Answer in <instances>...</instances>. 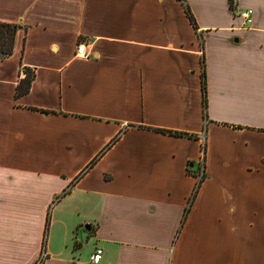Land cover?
Segmentation results:
<instances>
[{
    "label": "crops",
    "instance_id": "1",
    "mask_svg": "<svg viewBox=\"0 0 264 264\" xmlns=\"http://www.w3.org/2000/svg\"><path fill=\"white\" fill-rule=\"evenodd\" d=\"M229 1L0 0V264H264V0Z\"/></svg>",
    "mask_w": 264,
    "mask_h": 264
},
{
    "label": "trees",
    "instance_id": "2",
    "mask_svg": "<svg viewBox=\"0 0 264 264\" xmlns=\"http://www.w3.org/2000/svg\"><path fill=\"white\" fill-rule=\"evenodd\" d=\"M185 6L186 13L188 17L190 18L191 22L194 23V18L189 11L188 6L185 4L184 0H181ZM229 6L232 8V0L229 1ZM19 28L18 24L15 23H8V22H1L0 21V59H5L8 56H10L13 52V45H14V40H15V35L16 32ZM33 75L31 72H28L26 76L20 80L18 85L16 86L15 89V96H21L29 91V87L32 81ZM202 82H203V89L205 88V80H204V73L202 74ZM204 92V90H203ZM204 97V95H203ZM47 112V111H45ZM160 131L166 132V133H175V134H180L179 132H172L171 130H165V129H160ZM187 171L190 173H195V170L193 168H187ZM78 178V177H77ZM203 179V178H202ZM200 180V182L202 181ZM199 187V183L197 187L194 189L192 198L194 197L197 188ZM35 264V263H33ZM42 264V263H40Z\"/></svg>",
    "mask_w": 264,
    "mask_h": 264
},
{
    "label": "built area",
    "instance_id": "3",
    "mask_svg": "<svg viewBox=\"0 0 264 264\" xmlns=\"http://www.w3.org/2000/svg\"><path fill=\"white\" fill-rule=\"evenodd\" d=\"M238 17L241 22V26H251L253 23V10L251 8H244L241 9V11L238 13ZM88 44L85 41H79L76 45V50L74 53V56L79 59H87L89 57V51L87 49ZM198 179L201 180L203 177V170L200 168L199 174L197 175ZM102 249L97 248L95 251L91 254L90 260L92 263H97L99 261V258L101 257ZM43 254L38 258V260L35 262V264H40L43 259Z\"/></svg>",
    "mask_w": 264,
    "mask_h": 264
},
{
    "label": "water",
    "instance_id": "4",
    "mask_svg": "<svg viewBox=\"0 0 264 264\" xmlns=\"http://www.w3.org/2000/svg\"><path fill=\"white\" fill-rule=\"evenodd\" d=\"M195 165L194 164H189V167L190 168H193ZM87 229H89V226L87 225V226H85Z\"/></svg>",
    "mask_w": 264,
    "mask_h": 264
},
{
    "label": "rangeland",
    "instance_id": "5",
    "mask_svg": "<svg viewBox=\"0 0 264 264\" xmlns=\"http://www.w3.org/2000/svg\"><path fill=\"white\" fill-rule=\"evenodd\" d=\"M231 165H233V162L231 163ZM203 177H204V175H203ZM203 177H202V178H203ZM263 194H264V192H263ZM263 240H264V239H263ZM263 244H264V242H263Z\"/></svg>",
    "mask_w": 264,
    "mask_h": 264
}]
</instances>
